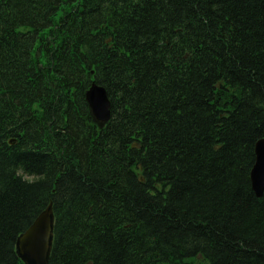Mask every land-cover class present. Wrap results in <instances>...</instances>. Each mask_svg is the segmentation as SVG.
<instances>
[{"label":"trees","instance_id":"16d2710c","mask_svg":"<svg viewBox=\"0 0 264 264\" xmlns=\"http://www.w3.org/2000/svg\"><path fill=\"white\" fill-rule=\"evenodd\" d=\"M259 139L264 0H0V264H264Z\"/></svg>","mask_w":264,"mask_h":264},{"label":"water","instance_id":"95a60500","mask_svg":"<svg viewBox=\"0 0 264 264\" xmlns=\"http://www.w3.org/2000/svg\"><path fill=\"white\" fill-rule=\"evenodd\" d=\"M91 116L101 124L110 118V104L103 87L92 82L85 93ZM255 161L250 183L256 197L264 192V139L254 146ZM53 236V216L49 204L17 239V250L24 264H49Z\"/></svg>","mask_w":264,"mask_h":264},{"label":"rangeland","instance_id":"374dc122","mask_svg":"<svg viewBox=\"0 0 264 264\" xmlns=\"http://www.w3.org/2000/svg\"><path fill=\"white\" fill-rule=\"evenodd\" d=\"M197 260H198L197 262H199L200 259L198 258Z\"/></svg>","mask_w":264,"mask_h":264}]
</instances>
